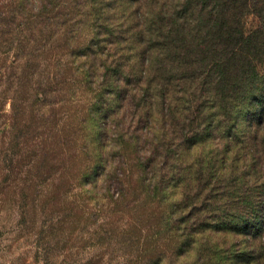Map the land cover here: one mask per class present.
Listing matches in <instances>:
<instances>
[{"label": "trees", "instance_id": "16d2710c", "mask_svg": "<svg viewBox=\"0 0 264 264\" xmlns=\"http://www.w3.org/2000/svg\"><path fill=\"white\" fill-rule=\"evenodd\" d=\"M135 2L149 11H133ZM30 4L0 0V54L15 66L12 129L20 157L30 153L20 166L33 193L23 190V200L40 202L52 189L60 202L121 203L135 170V196L161 216L159 232L177 255H194L195 264H264V0H121L120 12L94 17L103 23L88 42L63 48L56 42L65 32L55 35L52 16ZM246 14L257 19L249 33ZM145 64L154 66L147 89L158 99L143 105L144 118L161 100L174 109L171 120L192 127L179 129L176 145L155 135L139 156L119 118ZM86 89L92 97L84 101ZM81 104L85 110L71 113ZM20 126L30 142L18 140ZM229 237L238 240L230 249Z\"/></svg>", "mask_w": 264, "mask_h": 264}, {"label": "rangeland", "instance_id": "374dc122", "mask_svg": "<svg viewBox=\"0 0 264 264\" xmlns=\"http://www.w3.org/2000/svg\"><path fill=\"white\" fill-rule=\"evenodd\" d=\"M120 1L31 0L30 6L34 12L42 11L52 16L50 23L56 30L55 35L60 31L65 32L64 38L60 37L56 42L63 48L65 45L85 43L92 35V30L99 29V25L103 23L102 20H94V17H104L106 12L110 14L120 12ZM106 7L107 9L103 10ZM125 9H128V6ZM132 9L140 13L149 11L143 5L138 6L137 2ZM243 22L246 33L251 32L257 25V19L252 14H246ZM127 29L128 27L125 31ZM96 49L93 46L89 53ZM1 55L3 60L0 61V264H195L194 255H177L172 245L164 243V237L159 232L162 225L161 216L156 211L146 208L140 200L141 194L138 192L135 196L133 191L139 188L135 170L130 171L133 175V183L129 185L130 194L127 200L121 203L115 204L110 199L99 201L96 209L93 203L86 204L80 200L73 204L68 201L60 202L53 196L52 189L49 197L45 196L40 202L23 200V190L26 196L33 193L23 188L24 175L20 166L25 164V158L29 157L30 153L24 151L25 158L18 154L17 134L12 129L11 117V97L16 90L12 80L15 66L11 65L12 56ZM148 60L150 65L151 59ZM145 65L146 77H143L142 83H136L137 77L134 76L131 95H135L132 105L119 118V122L127 131V136L136 141L139 156L145 155L147 146H144V143L155 139V135L161 134L163 143L170 139L171 143L176 145L183 137L184 131H190L192 127L182 125L181 120H171L170 114L174 109L161 100L152 107L153 117H149L148 120L144 118L143 105L158 99L154 96L156 91L153 88L147 89L148 78L154 66ZM158 81L160 80L157 79L155 84L158 85ZM84 94L86 96L83 97L84 101L92 97L88 89ZM75 109L85 110L83 106H71V113H75ZM176 109L177 114H180V108ZM195 109L196 106L192 104L193 113ZM45 110L48 111L49 108ZM181 114L184 116L186 113ZM75 115L72 116L71 122H75ZM193 117L192 114L188 124ZM172 124L178 127L177 130ZM21 126L19 128L22 132L18 140L21 143L22 139L30 142L33 135ZM129 155L132 157V154ZM232 180L228 178V182ZM212 239L222 243L220 235L215 234ZM233 241L237 243L238 240L229 237L225 247L232 248L230 243ZM162 243L164 245H161V253L156 252V247ZM257 244L259 243H252L250 249ZM236 249L237 247L234 248ZM157 254L162 257V263L155 258Z\"/></svg>", "mask_w": 264, "mask_h": 264}]
</instances>
